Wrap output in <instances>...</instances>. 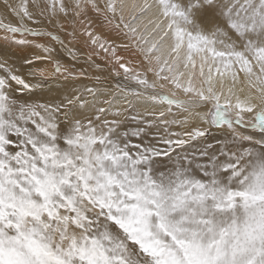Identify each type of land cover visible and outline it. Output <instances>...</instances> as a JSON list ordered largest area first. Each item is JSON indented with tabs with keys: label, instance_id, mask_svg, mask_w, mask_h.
<instances>
[{
	"label": "snow or ice",
	"instance_id": "1",
	"mask_svg": "<svg viewBox=\"0 0 264 264\" xmlns=\"http://www.w3.org/2000/svg\"><path fill=\"white\" fill-rule=\"evenodd\" d=\"M0 264H264V0H0Z\"/></svg>",
	"mask_w": 264,
	"mask_h": 264
},
{
	"label": "bare ground",
	"instance_id": "2",
	"mask_svg": "<svg viewBox=\"0 0 264 264\" xmlns=\"http://www.w3.org/2000/svg\"><path fill=\"white\" fill-rule=\"evenodd\" d=\"M149 19H150V17L149 16H146L145 18H144V24H146V25H148V27H149V30L151 29V27H152V25L151 24H149ZM205 23V22H204ZM203 23V24H204ZM202 24V23H201ZM64 59H66V57L64 58ZM77 67H79V65H77Z\"/></svg>",
	"mask_w": 264,
	"mask_h": 264
},
{
	"label": "rangeland",
	"instance_id": "3",
	"mask_svg": "<svg viewBox=\"0 0 264 264\" xmlns=\"http://www.w3.org/2000/svg\"><path fill=\"white\" fill-rule=\"evenodd\" d=\"M197 22L203 24L205 22V19L203 17H198Z\"/></svg>",
	"mask_w": 264,
	"mask_h": 264
}]
</instances>
